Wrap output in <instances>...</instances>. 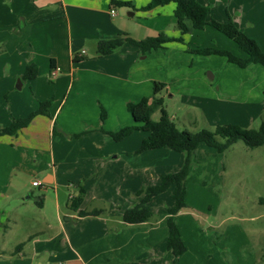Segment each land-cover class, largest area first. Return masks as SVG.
Returning a JSON list of instances; mask_svg holds the SVG:
<instances>
[{"label": "crops", "instance_id": "0c3cea01", "mask_svg": "<svg viewBox=\"0 0 264 264\" xmlns=\"http://www.w3.org/2000/svg\"><path fill=\"white\" fill-rule=\"evenodd\" d=\"M125 1L131 2L133 7L120 6L123 10L119 12L116 8L117 14L112 16L111 0H0V29L3 30L0 71L10 86L21 80L19 88L28 86L32 93V96L26 92L24 96L21 94L25 98L16 105L0 106V126L9 125L15 118L26 117L39 107L41 101L51 100L49 115L38 114L16 134L0 136V241L14 256L56 253L48 244L50 240H40L39 233L29 225L31 230H26V241L19 242L24 239L14 235L18 222L25 219L26 208L34 193L32 188L36 187L50 188L53 191L48 193L55 194L54 211L70 250L66 251L65 264H135L138 259L144 261V257L147 261L150 257L153 259L146 264H158L156 248L171 252L166 247L167 226L165 229L153 223L143 234L135 235L134 229L145 221L127 223L119 216L114 222V213L109 212L106 217L104 214L81 217L88 222L83 224L80 236L66 230L62 219L64 200L60 199L58 191V162L63 166L81 165L82 162H87V166L89 162L96 166H110L129 157L132 150L139 149L147 133L136 134L139 131H135L121 140L133 139V146L127 148L124 144L120 148L117 143L121 141L114 140L108 132L135 122L127 105L150 97L155 81L164 82L168 88L169 82L179 80L182 75L180 63L184 66L186 58L183 56L187 50L178 40L146 53L125 41L113 53L97 55L100 40L125 35L141 40L161 33L171 38L184 36L177 27L174 2L141 10L140 7L151 0ZM84 7L89 11H83ZM187 24L192 27L190 21ZM170 51H173V57L168 56ZM32 63L38 66V76L22 79L27 65ZM258 65L261 64L251 63L240 68L248 69L249 73L254 70L256 79L259 74L264 76ZM232 67L228 65V73L218 79L217 87L221 91L233 82L238 83L236 73L243 74ZM55 68H59V73L51 82V71ZM232 71H235L234 76ZM217 76L219 73L215 72L212 78ZM198 82L200 90H204L207 85L204 76L201 75ZM208 96H211L210 92L205 94ZM102 107L107 113L104 120L101 118ZM48 138L52 142L51 149L48 148ZM150 150L137 153L142 157L140 161H147L151 155L146 152ZM104 169L107 172L108 168ZM99 174L97 169L96 175ZM89 175L81 174L80 178ZM34 181L41 184L35 186ZM42 196V205L37 204L44 208L47 204ZM65 216L70 217V214ZM48 226L51 227L50 222ZM10 238L14 240L10 242ZM19 244H22L20 250H14Z\"/></svg>", "mask_w": 264, "mask_h": 264}, {"label": "rangeland", "instance_id": "374dc122", "mask_svg": "<svg viewBox=\"0 0 264 264\" xmlns=\"http://www.w3.org/2000/svg\"><path fill=\"white\" fill-rule=\"evenodd\" d=\"M200 2L210 6L212 18L219 22L231 19L264 50V0ZM114 6L119 12L123 10L120 6ZM83 11L89 10L84 7ZM1 32L2 29L0 36ZM75 33L74 29V35ZM181 44L187 50L183 56L186 58L184 66L180 63L179 70L181 69L182 75L179 80L169 82L168 88L165 87L159 94L163 97V108L177 126L193 132L203 128L214 131L218 125L224 124H235L246 129L259 128L264 121L263 74H259L255 79L254 70L249 73L248 69H241L229 62L225 56L204 55L192 51L198 47H214L246 57L247 54L239 49L236 41L211 25H206L201 30L189 27ZM172 52L170 51L168 56L173 57ZM168 56L166 54V57ZM175 59L180 61L178 56H175ZM228 65L243 74L238 75L232 71L231 75L237 76L238 83L233 82L226 90L221 91L217 87L218 79L220 75L228 73ZM258 66L264 73V67ZM215 72L219 73V76L213 79ZM201 75L207 80L204 90H200V85L198 86ZM51 78V82H54L55 77ZM210 84L213 85L212 88ZM25 92L32 96L28 86L25 89L19 88V80L10 86L0 71V106L8 107L9 104L22 102L25 97L21 94L24 96ZM207 92L211 93L208 98L205 97ZM13 94L19 96L14 97ZM160 116L161 107H158L154 109L151 117L158 120ZM136 134L145 135L142 131ZM132 140L125 139L117 144L120 148L124 144L131 148L134 144ZM51 143L48 138L50 149ZM134 151L132 150L126 159L121 158L118 163L110 166H96L94 162H89L88 166L87 162L63 166L58 162V191L60 199L64 200L62 219L66 223V230L81 236L83 224L88 222L78 217V211L66 208L69 196L77 195L80 186L85 189L82 209L103 208V217L113 212L114 222L119 216L123 220L124 210L141 201L142 196H138L136 192L142 187L157 184L162 174L179 170L186 155L184 152L161 148L147 151L151 156L147 161H140L142 157ZM105 167L108 168L107 172ZM97 169L99 176L96 175ZM85 173L90 175L84 179L80 178V175ZM185 185L187 206L175 215V221L181 229L187 250L180 258L175 259L171 252H162L158 247L157 263L264 264V145L251 148L243 140H238L225 151L219 152L205 143H200L194 152ZM32 189L34 193L29 207L26 208L25 219L18 222L14 235H20V239H24L18 240L19 242L26 241V230L30 226L39 233L40 240H50L48 244L56 253L32 257L26 252L27 255L24 254L23 257L14 256L7 250L8 246H4L0 241V264H65V257L68 256L66 251L69 248L54 211L55 194L48 193L53 190L47 187ZM173 189L174 186L149 201L147 207L152 212V217L134 229L137 231L135 235L143 234L153 223L166 229L168 208L173 205ZM42 195L47 204L44 208L36 202L37 197ZM66 213H69L70 217L67 218ZM49 222L51 227L48 226ZM11 240L14 239L10 238V242ZM16 247L14 246V250ZM143 260L138 259L135 264H146L153 259L150 257L147 261L144 257Z\"/></svg>", "mask_w": 264, "mask_h": 264}, {"label": "trees", "instance_id": "16d2710c", "mask_svg": "<svg viewBox=\"0 0 264 264\" xmlns=\"http://www.w3.org/2000/svg\"><path fill=\"white\" fill-rule=\"evenodd\" d=\"M170 2L176 4L174 14L177 27L182 35L189 31L187 21H190L192 28L197 30L203 29L206 25H211L236 41L239 49L245 52L247 56L240 57L229 50L214 47H198L192 49V51L204 55L218 54L225 56L229 62L241 68H245L251 63L261 64L264 67V50L259 47L256 40L239 29L231 19L227 22H219L212 18L210 6L203 4L200 0H151L146 5L140 7V9L150 10ZM113 5L133 7L131 2L125 0H111V6ZM174 40L183 41V37L171 38L161 33L157 36H149L141 40H136L127 35L119 36L112 39L100 40L97 44V55H109L125 41L136 45L143 53H146L148 51L162 49L166 43ZM38 74V66L34 63L28 64L22 79H33ZM165 87L166 84L164 82L155 81L153 94L150 97H144L139 102H130L127 105L128 111L133 116L135 122L108 133L114 140L121 141L135 131H144L147 135L142 139L141 145L136 152L168 148L186 154L184 163L179 170L162 174L157 184L140 188L136 194L142 196L141 201L125 209L123 212V220L127 223H141L146 221L152 215V212L147 207L149 201L174 186L172 191L173 205L168 208V217L166 220L168 227L166 247L177 258L187 250V246L183 240L180 227L175 221V215L187 206L185 182L190 171L194 152L198 145L205 143L209 147L217 149L219 152L225 151L238 140H243L251 148L262 146L264 145V121H262L259 128L250 129L242 128L235 124L218 125L214 131L206 128L196 132L181 129L163 108V97L159 96V94ZM50 104V99L41 101L39 107L31 111L26 117L15 118L9 125L0 126V136L16 134L19 130L29 125L32 119L38 114L49 115L48 108ZM158 107H161V116L158 120H153L151 117L152 112ZM106 116V110L102 107L101 118L104 120ZM79 135L76 134V136ZM84 194L85 189L80 186L78 194L70 197L69 209L78 211V217L99 216L105 212L103 208L81 209ZM38 199L39 201L37 203L42 205L43 196H39ZM21 247L22 244H19L16 248L20 250Z\"/></svg>", "mask_w": 264, "mask_h": 264}, {"label": "built area", "instance_id": "2783aa9c", "mask_svg": "<svg viewBox=\"0 0 264 264\" xmlns=\"http://www.w3.org/2000/svg\"><path fill=\"white\" fill-rule=\"evenodd\" d=\"M110 13H111L112 16H115V15L117 14V11H116V8H115L114 5L111 6V8H110ZM58 73H59V68H55V69H53V70L51 71V77H55ZM33 184H34L35 186H38V185H40L41 183H40L39 181H34Z\"/></svg>", "mask_w": 264, "mask_h": 264}, {"label": "water", "instance_id": "95a60500", "mask_svg": "<svg viewBox=\"0 0 264 264\" xmlns=\"http://www.w3.org/2000/svg\"><path fill=\"white\" fill-rule=\"evenodd\" d=\"M130 14V13H129ZM20 81V85H21V80H19ZM19 87H21V86H19Z\"/></svg>", "mask_w": 264, "mask_h": 264}]
</instances>
